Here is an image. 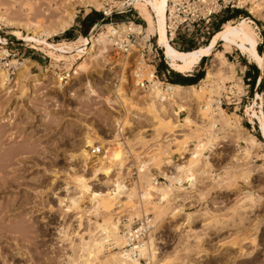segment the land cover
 <instances>
[{"label":"rangeland","instance_id":"obj_1","mask_svg":"<svg viewBox=\"0 0 264 264\" xmlns=\"http://www.w3.org/2000/svg\"><path fill=\"white\" fill-rule=\"evenodd\" d=\"M60 1L62 0L0 2V51L6 50L0 57H6L9 53L6 59L27 61L25 71L15 69L7 76V72L0 69L2 76L5 75L0 85V206L3 204L6 209H10L23 203L21 208H24L22 211L18 209L20 212L15 216L21 219L28 217L26 223L29 226H26L32 227L35 240L41 241L40 245H31L36 247H31L30 250L26 249L27 244L30 245L26 241L22 248L12 240L8 241H12L16 247L1 241L0 247L8 250L3 254L5 259L8 257L7 264H30V258L20 259L17 256L28 252L30 257L31 253L36 255L35 251L40 249L41 255L38 256H41V264H81V251L73 248L77 245H71L78 244L80 238H87L91 231L95 235L100 234L95 226L96 222L102 223L105 218L115 220V215H118L126 223V219L131 220L140 213H149L154 224L151 236L154 256L146 261L148 264H264V134L257 122L258 116L264 118V20L258 17L259 14L264 15V0H242L234 12L225 11L217 18L218 22L221 17L233 12L230 22L236 23L241 17L249 21L248 24L257 33V43L261 47V53H258L263 56V68L250 61L234 45L226 47L222 41H215L212 51L204 58L202 69L205 72L212 52L220 51L226 61L234 65L232 78L217 85L212 81H198L195 85H202V92L191 97L189 102H183L181 108L170 100H159L152 94L158 107H161L162 117L171 118L176 125L171 130L163 125L159 133L154 131L156 123L146 113L147 107L144 105L152 97L148 95L150 91L139 86V82L148 77L151 67L142 64L143 68L137 73L141 76L135 77L133 65L138 60L137 51L122 52L118 45L108 43V50L100 54L99 43L86 61L79 60L82 51L90 46V39L98 38L100 32L106 31L103 25L110 24L108 22L112 20L113 24L110 25L117 26V22L119 26L124 20L132 19V16L135 25L141 24L140 31L134 32V40L144 43L149 37L153 45L159 47L158 53L165 58L162 47L157 44V36L147 29L142 12L135 6V0H96L100 3L98 8L85 6L77 0H67L69 5ZM126 3L135 9L123 14H113L91 27L88 22L81 21L88 14L91 18L99 13L104 15L102 11L108 13L110 9ZM37 4H40V17L44 21L41 20L42 27H15L14 23L17 21L23 22L30 18ZM251 6H255L258 11L256 14L248 11ZM60 7L62 10L73 11L71 24L56 34L45 37L41 32L39 36L41 28L49 29L52 25L55 27V19L58 21L62 15H58L59 12L62 13ZM146 8L153 15L148 5ZM237 11H241L242 15L235 17ZM46 17H51L54 21H48ZM7 21L12 24H6ZM217 22L214 21L213 24ZM124 26L128 27L127 24ZM14 30H19L21 35L15 36L12 33ZM178 38L180 42H168L175 49L190 50L207 44L211 36L203 40L200 36L197 39L183 35ZM16 39L22 42L16 44ZM12 40V43L3 45ZM57 57L59 59H55ZM157 62L159 63L158 60ZM71 67L74 69L68 78L67 70ZM167 67L171 69L168 65ZM246 67L256 70L253 87L245 77ZM34 73L39 75V79L33 81L35 84L32 86L31 74ZM190 73L191 71L180 74ZM217 73L220 74L218 71ZM61 76H64L62 80ZM258 78L261 79L260 83ZM115 89L120 91L119 96ZM207 97L213 102L209 111L204 113L201 109L206 104ZM217 106L223 109L228 124L218 121L210 128L208 126L212 118H219ZM185 116L193 119L191 126L182 124L181 118ZM210 133L217 139H210V146L202 150V163H199L198 168L196 166L197 170L193 171L191 181L181 172L175 171L177 176H181L180 181L185 182L174 190L162 188L163 193L170 195L171 199L165 203L156 202L150 192L153 189L151 178L164 171H172L177 164H183L189 156L188 148L197 143L199 136L205 138ZM248 134L261 142L253 149L250 147L249 151L245 149L248 148V141L241 140ZM88 138L91 139L90 145L102 146L101 154L90 155V145L85 143ZM179 139H183L188 146L183 147ZM117 142H120L119 145ZM81 148L89 156L87 162L82 161L79 156ZM111 149L115 151V159H110V162ZM103 155L110 162L104 166H110L112 172L106 173L101 168L93 174L95 163ZM167 157L172 163L159 173L157 167ZM120 161L122 165L119 168L116 163ZM144 161L147 165L143 172L138 173V166ZM78 178L80 181H77ZM176 178L178 177L175 176ZM115 181L120 182V188L125 192L132 188L135 195L129 200L124 194V198L113 199L107 212L103 207L98 208L101 209L100 212L92 210L95 200L91 197L99 194L107 196L114 188ZM82 185L85 186L84 190H89L82 192ZM143 186L150 195L147 201L142 202L138 194L145 190ZM78 194H81V209H72L71 212L64 210L67 205L66 197ZM155 206L165 207L162 218H155ZM11 212L6 214H12ZM96 212L99 213L98 216ZM7 218H12V215ZM77 220H80L79 225ZM10 222L12 225L13 221ZM10 222L7 224L10 225ZM62 228L66 232H60ZM18 232L13 233L22 237L23 233ZM106 248L91 264H102V258L110 257L111 252L118 250L115 244Z\"/></svg>","mask_w":264,"mask_h":264},{"label":"bare ground","instance_id":"obj_2","mask_svg":"<svg viewBox=\"0 0 264 264\" xmlns=\"http://www.w3.org/2000/svg\"><path fill=\"white\" fill-rule=\"evenodd\" d=\"M62 1H60V2H62V4H68V5L70 4L69 2H67V0H62ZM142 1H144V3L150 7L153 15L147 10L146 5H144V3ZM77 2L80 3V4H83L85 6L86 5H89V6H92V7H95V8H98V6H100V3L97 2L96 0H77ZM167 2H168V0H135V6L137 8H139L140 11L142 12V15H143L142 18H143V20L147 24V27H148L147 29L152 30V32H154L155 35L157 36V44L162 47V49L164 51V54L163 55L166 58V62L168 64V66L172 70H174L176 72H179V73H182V74L187 73V72H190L191 69L195 66V64L198 63L199 60H201L204 56L208 55V53L211 50L214 42L217 41V40L222 41L223 44H224V46H226V47H230L231 45H234L241 53L245 54L250 61H252L253 63H255L259 68H263V56L261 54H259L258 51H257V49H256V46L258 45V43H257V33L248 24L249 21L246 18H244V17H241L236 23H232L229 20L226 21V22H224L223 25H222V27H221V29L215 31L212 34L209 42L207 44L203 45V46H200V47H197V48L188 50V51H182V50L175 49L168 42L169 41V38L167 37V34H166V28L165 27H166ZM1 3H0V5H2ZM21 4L23 5V4H25V2L24 3H21ZM71 4H73V3H71ZM39 6H40V4L39 5L37 4V6H35V7L33 6L34 7L33 8V14L30 16V18L29 17L26 18V20L23 21V22L17 21L16 23H14L15 24V27L22 26V27H25L27 29H30V26H33V27H35L37 29L40 28V27H42V24H43L44 21L41 18L42 17L41 16V12H40L41 9L39 10ZM255 6H251L250 8L248 7V11L250 13L256 14V12H258V11L255 10ZM30 9H32V8H30ZM61 10L62 9L60 7V11ZM18 11H20V9ZM56 11H58L57 8H56ZM50 13H51V11H50ZM58 15H61V18L59 17V20L58 21L55 19V22H54L55 27H53V25H52V27L49 28V29H44V28L42 29L41 28L40 35L39 36H41V32H42V35H44L45 37H48L51 34H56L57 31L63 30L64 28L68 27L71 24V22L73 20V11H71V10L68 11L67 9L66 10L63 9L62 10V13L59 12ZM258 17L260 19L264 20V15H260L259 14ZM46 18H48V21H52V19H53L51 17H46ZM46 18H44V19H46ZM49 19H51V20H49ZM41 20L43 22H41ZM53 21H54V19H53ZM8 22L9 21H7L5 23L8 24V25H11L12 24V23H10V22L8 23ZM103 26L106 29V31L100 32L98 34V38L95 37L96 39L95 38L94 39L93 38L90 39V46L88 48H85L82 51L83 54L79 58L80 62L86 61V59H88L89 55H91L95 51V48H97L96 46L99 45V43L101 45V49H98V50L100 51V54H101V53H104V52H106L108 50L106 48L107 45H108V43L116 44L117 42L122 41V38H124V35H126L129 32L138 31L139 28H140L139 25H137V24L135 25L134 23H131L130 25H128V27L127 26H124L123 23H120L117 28L112 27V25H110V24H105ZM12 33L15 36H20L21 35L19 30H14ZM14 41L22 42L21 40H18V39L14 40ZM4 52L6 53V50L0 51V55L2 53H4ZM55 59H59V57H57ZM15 63H13L14 66H15V69H19V71H25V69L27 68V65H26L27 61L18 62V63L15 62ZM73 69L74 68L71 67V68H69L67 70L68 73H67L66 77H68V78L70 77V73L72 72ZM217 71L220 72L219 75H218ZM216 73H217V76H216ZM233 74H234V65H232L230 62L226 61L225 57L223 56V54L220 51H217V52L213 51L212 54H211V58H210V60L208 62V66L205 68L204 75L201 78V80H199V81L200 82L201 81L202 82L212 81L215 85H217V84H221L220 82H222L223 80L225 81V79H227V80L229 79L230 80V78H232ZM31 75H32L31 76L32 77V80H31L32 83H30V85L33 86L35 84V82H33V81L39 79L38 78L39 75L36 74V73L31 74ZM136 75H137V77H140L141 76L140 74H136ZM147 75H148L147 79L149 80L150 79V76H151V72H148ZM4 77H5V75L2 76V72H0V85H2V80H4ZM259 80H260V78L257 79V81H259ZM201 87H202V85H200V86L197 87L195 84L179 85V84H172V83L167 84L166 87H165V85H162L159 81L153 82L151 84V86L148 87L147 90H145V91H150V92H148V95H151L152 97L151 96H148V98L149 97H151V98L149 99V101L145 102L144 105H146V107H147L146 108L147 109L146 113L148 112L147 114L150 115V117H153V119H154V121L156 123L155 126H154V131H156V132L159 133L160 130L163 129V125H166L165 127L166 128H169L171 130L173 127L175 128L176 125H175V122H173V120L171 118H164V117H162V115L160 113L161 107H158V105L155 102V99L153 98V95L156 96V97H158L159 100H170L174 104L175 103H176V105L178 104V107L181 108L183 106L182 105L183 102H185V103H187V101L189 102V100H191V97H193L194 95H197L198 93L202 92L201 91V89H202ZM148 89H150V90H148ZM115 91H116V95L119 96L120 95V91L118 89H115ZM209 99L210 98H208V99L205 98V100H207V102L205 101L206 104H204L203 109H201L202 112H204V113L205 112L207 113L209 111L210 106H211L210 104L213 102V101H211ZM216 108H218V111L217 112L219 113V116H218L219 118H215V117L212 118V121H211L210 125L208 126L210 128L211 127H214L215 124H216V122H218V121L219 122H225V123L228 124V122H227L228 119H227L226 116H224L226 114H224L223 109L220 108V107H218V106ZM259 111H261V110L259 109ZM260 114H261V112H260ZM210 117H212V116H210ZM153 119H152V121H153ZM181 119H182V124H184V126H187L188 127V126H191V124L193 123V119H191V118H189L187 116H185V117H183ZM257 122L259 123V127H260L261 132L264 134V118H263V116H261V115L258 116V121ZM118 125H119L118 130L120 131L121 130V128H120L121 126H120L119 123H118ZM220 128H221V126H220ZM175 135L178 136V135H181V134H175ZM248 135H249V136H247L248 139H247V137L246 138L245 137L244 138H241L242 141H246V142L248 141L247 142L248 148H245L246 150H248L250 147L252 148L255 145H258L259 146L261 144V142L258 141L252 134H248ZM213 138H216V136H214V135L211 136V133L208 136L206 135L205 138H200V136H199V138H197V143L196 144H192L191 145V148H188L187 154L189 156H188V158H186V160L184 162H182L183 164H181V165L177 164L176 167H175V169H173L169 173H168V170L167 171H164L163 174L165 176L169 177V179H171V180H175V181L181 182L180 181L181 180V178H180L181 176L179 175L180 176L179 177V176H177V173H175V171H177V172H181L182 174H184V176H186L185 178H187L189 181H191V178L193 177V171L194 170H197L195 168H196V166L198 168V165L201 162L200 161V158H201L202 150L205 149V148H207L208 146H210V139H213ZM175 140H176V138L174 139V141ZM179 140L182 142L183 147H187L188 146L185 143V141H183V139H179ZM179 140H177V141H179ZM85 141H86L85 142L86 145H90L91 139L88 138ZM110 141H111V139H110ZM181 142H179V143H181ZM119 143L117 142L116 144L119 145ZM118 148H120V146ZM29 149H31V148H29ZM16 151H17V149H16ZM14 152H15V150H14ZM114 152L112 150V155H110V156H112V158H109V161H110V159H115ZM162 153H165V151L162 152ZM4 154H6V153H4ZM244 154H246V153H244ZM79 156L81 157L82 161H84V162H87L88 157H89L88 154H87V152H86V150L85 149H82V148L80 149ZM9 158H10V156H9ZM105 158H106V156L103 155L98 160V163L97 164L95 163V167L96 168H94V171L92 172L93 174H95L101 168H103L106 173H111L112 172V169L110 168V166H106V165L104 166L105 163H110L111 162V161L109 162V161L105 160ZM170 163H172V160L169 157L165 158L164 161L161 163V165H159L157 167L158 172L159 171H163L162 168L169 167L170 166ZM4 165H5V163H4ZM116 165H117V167L120 168L121 165H122L121 161L118 162V163H116ZM146 165L147 164L145 163V161L142 162V163H140L139 166H138V171H139L138 173H140L141 171L143 172V170L145 169L144 166H146ZM151 173H153V172H151ZM194 175H196V174L194 173ZM175 176L178 177V178L175 179ZM82 179L83 178H81V181H83ZM77 181H80V179L77 180ZM119 183H120L119 181H115L113 183L114 188L112 190H110V194H108L107 196H101L99 194V195H94L93 197H91V199L94 198V200H95V205L93 204L94 207L92 208V210L94 209L95 211L97 210L98 212H100L101 209L98 210V208H100V207L102 208L103 207V208H106L105 211L107 212L109 210V209L107 210V208L112 203L113 199L121 198V197H123V194H124V197H126L129 200V199H131L135 195V191L132 188L129 189L127 192H125L123 189L120 188ZM187 183H188V181H187ZM81 187H83V185ZM81 187L79 186V189L80 190H81ZM84 187H83V190H81L82 192L83 191L86 192V191L89 190V189L88 190L87 189L84 190ZM163 189H166V187L163 188ZM167 189H169V188H167ZM165 192H166V190H165ZM138 195L140 197L139 199H142V202H143V200H146L147 201V199L149 198V195L150 194H149V191L145 189L144 192L142 191V193H139ZM91 196H92V194H91ZM80 197H81V194H78V195H75V196H71V197H68V198L66 197L65 200H67V205H65L66 207L64 208V210H66L68 212H71L72 209H76V210L81 209L79 207V202H80V199H81ZM62 201H64V199ZM2 205L0 206V242L3 241L5 243H8V245H10V244H12L11 242L14 241L15 244H16V246L22 248V246H25L26 245L23 242L26 241V243H29L30 244V245L27 244V246H26V249H29V250L32 249V248L35 249V247H36V246L33 247L31 245H40L41 244V241L39 242V241L35 240V236L36 235H34L35 233L33 232L32 227H27L26 226V224H27L26 222L28 220V217L25 218V219L24 218L21 219V218H18V216H15V215H17L18 212L22 211V209L24 208V207L21 208L23 206V203H18L15 208L13 206L10 209H6L5 206H2ZM155 208H156V216H155L156 219L157 218H160L161 216H163L165 214V207H162V206H157L156 207L155 206ZM18 209H20V211ZM8 211H12L11 212L12 214H6ZM82 211H83V209H82ZM98 212H96L97 213L96 214L97 216L99 214ZM173 212H175V211H172V213ZM11 215H12V218H7V217H9ZM21 216H23V215H21ZM78 217L79 216H77V218ZM5 218H6V220H5ZM188 220H190V219H188ZM6 221L7 222L8 221L9 222L10 221H13L12 222L13 224L11 225V222H10V225H9V223L7 224ZM79 221H78V225H79ZM3 223H5V225H3ZM95 226H96L97 230H99L101 232V233L99 232L100 234H96L95 235L91 231V232L88 233L87 238H85V239L84 238H80L81 240L79 239L80 241H79L78 244H75L74 243V245L73 244L71 245V246L77 245V246H75L73 248H77L78 251L79 250L81 251V253L79 254L80 255L79 258H81V264H91V261L92 260L97 259L98 257H100V254L102 253V251H104L103 250L104 247L105 248L106 247L107 248L109 247L108 246L109 243L107 241L110 240V239L113 240V243L110 240L111 243H112L111 246L115 244L116 247L120 248V246L122 244V237L119 234V230H118L119 229V227H118V220H113V219L111 220L110 218H105L102 221V223L96 222ZM23 227H25L27 230L25 228H23ZM14 231H19L18 233H21V234L23 233L22 234V237L17 236L16 235L17 233L14 235V233H13ZM59 231L60 232H64L65 230H63V228H62V231L61 230H59ZM11 233H13V234L11 235ZM61 236L62 235H60V237ZM8 240H12V241L9 242ZM152 243H153V241H152V238L150 237L149 238V245H148V251L150 253L149 259H152V257L154 256L153 255L154 254V251L152 249ZM15 244L13 243L12 245L15 246ZM28 246H30V247H28ZM4 251H5V249L1 246L0 247V264H7L6 259L8 260V257L5 259L6 256L3 255V254L4 253H7L8 250H6L7 252L6 251L4 252ZM9 252H11V251H9ZM35 252L37 254L36 255H33V253H31L30 254V257L27 254L28 252H26L25 254L24 253H20L19 254L20 256H17V258H20L21 257L20 259H22V257H27L28 259L30 258V261H31V262L29 261L30 264H41V256H38V255H41V249L38 250V251H35ZM18 253H16V254H18ZM109 256L110 257H107L105 259L102 258L101 261H103V263H105V264H141L140 262H138L136 260L124 259V257L120 253V250L111 252V254ZM72 259H73V257H72ZM72 259L70 261H72ZM98 263H99V260H98ZM148 263L149 262H146V264H148Z\"/></svg>","mask_w":264,"mask_h":264},{"label":"built area","instance_id":"obj_3","mask_svg":"<svg viewBox=\"0 0 264 264\" xmlns=\"http://www.w3.org/2000/svg\"><path fill=\"white\" fill-rule=\"evenodd\" d=\"M242 0H168L167 10H166V34L169 38L170 43L174 41H181L178 37L185 36L187 38L197 39L200 36L201 40L207 39L208 36H212L214 24L217 22V18L220 17L225 11H233L239 7ZM134 6L129 3L126 5H121L116 7V9H110L107 12L102 11L104 15L99 21L110 18L113 14H123L132 10ZM135 9V8H134ZM134 16L130 20H124L122 23L130 25L134 23ZM108 23L113 24L110 20ZM96 24V23H95ZM93 24L92 26H94ZM112 27H118L117 22ZM141 27V24H138ZM134 32H129L126 34V38L122 41L117 42L114 45H118L122 52H130L132 50L137 51L136 64L133 65V72L135 77L140 69L143 68L142 64L151 67V76L148 80L143 79L139 82L140 88L147 90L148 87L155 81H159L162 85L169 84L167 81V75L169 70L165 72L158 73L157 65L160 61L161 55L158 53L159 47L153 45L148 37L144 43H139L134 40ZM13 41L3 44L8 45ZM19 41H15L16 44ZM161 50V49H160ZM6 57H0V69L7 72V76L13 73L15 70L14 62H19L18 58L6 59ZM165 60V58H163ZM146 63V64H145ZM64 76L60 77L62 80ZM249 80V79H248ZM150 90V89H148ZM89 152L92 156H97L103 152V148L99 144H94L89 146ZM170 170H168V173ZM185 181H175L169 179V177L164 174L154 175L151 178L150 184L153 189L150 191L152 193L153 199L158 203H165L171 199L170 195H165L162 188H175L181 187ZM144 189L146 188L143 186ZM145 191V190H144ZM143 191V192H144ZM142 193V192H141ZM118 206V205H117ZM115 220H118L119 234L122 237V244L118 250H120L121 255L124 259L136 260L138 262H144L149 260V238L153 235L154 224L152 223V218L149 217V213H140L134 215L131 220L126 219V223L123 222V217L115 215ZM109 246H111V241H107ZM114 246L112 247V249Z\"/></svg>","mask_w":264,"mask_h":264},{"label":"trees","instance_id":"obj_4","mask_svg":"<svg viewBox=\"0 0 264 264\" xmlns=\"http://www.w3.org/2000/svg\"><path fill=\"white\" fill-rule=\"evenodd\" d=\"M232 13L227 14L226 16L221 17L219 19V21L214 25L215 31H217L220 28L221 24H223L224 22H226L227 20H229V19H231L233 17V14ZM243 14H244V12H243ZM240 15H242V12L241 11H237L236 14H235V17L236 16H240ZM101 18H102V14H100V13L97 14V15H95L93 18H91V16L88 14L85 17H83L81 21L88 22L89 23V26L91 27L97 20H99ZM65 34H68V33H65ZM212 49H213V47L211 48V50L209 51V53L212 51ZM257 50H258L259 53H261V47L259 45H257ZM182 51H188V50H182ZM202 60L204 62V57L201 59V62H202ZM165 68H167L169 70V73H168V76H167V81L169 83H172V84H175V83H178L180 85L195 84V83L198 82V80L200 78L203 77V74H204V71H201V73L195 74L192 77V79L187 80L186 79L187 77H184L186 80H184L183 82H179L175 78V76L176 75L181 76V77H183V76L180 73H176V72L172 71L171 69H169L167 67L166 63H164V60H163L162 54H161L160 61H159L158 65H157V72L160 73ZM245 77H247L249 79V82H251L252 87H253V85H254V83L256 81V70L254 68H252L251 70L248 68V70H246ZM260 81H261V79L258 81V83H260Z\"/></svg>","mask_w":264,"mask_h":264},{"label":"crops","instance_id":"obj_5","mask_svg":"<svg viewBox=\"0 0 264 264\" xmlns=\"http://www.w3.org/2000/svg\"><path fill=\"white\" fill-rule=\"evenodd\" d=\"M100 20V19H99ZM99 20H97L95 23H97ZM133 21H135V20H133ZM94 23V24H95ZM135 23V22H134ZM140 24V23H139ZM204 58H205V56H204ZM167 63V62H166ZM203 60H202V62H201V60H199L198 61V63L197 64H195V66L192 68V70H191V73L190 74H188V75H182L183 77H181V76H178V75H176L175 76V78L179 81V82H183L184 80H189V79H192V77L195 75V74H197V73H201V71H203V69H202V65H203ZM168 65V64H167ZM166 70H168L167 68H165V69H163L161 72H165ZM246 70H248V67H246ZM182 74V73H181ZM168 76V75H167ZM184 77H187L186 79L184 78ZM199 80H201V78L199 79ZM198 80V81H199ZM175 84H178V83H175ZM196 84V83H195ZM180 85V84H179Z\"/></svg>","mask_w":264,"mask_h":264}]
</instances>
